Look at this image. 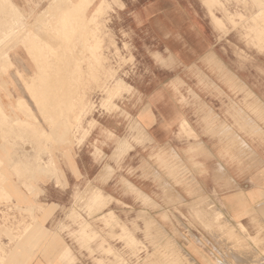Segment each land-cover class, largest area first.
Masks as SVG:
<instances>
[{
  "label": "rangeland",
  "instance_id": "rangeland-1",
  "mask_svg": "<svg viewBox=\"0 0 264 264\" xmlns=\"http://www.w3.org/2000/svg\"><path fill=\"white\" fill-rule=\"evenodd\" d=\"M58 1L42 0V5H30V10L26 13L18 6H12L7 13L0 10L4 13L0 18V45L4 47L3 50L17 45L23 46L25 54H20L21 57H18V53L13 55L18 57L15 60H23L30 66L29 69L16 70L14 91L22 93L23 96L17 94V99L9 103L0 100V139L6 141L7 133L10 132L9 124L10 130L15 129L22 146L29 147L22 149L24 157L28 160H25V164L33 162L40 169L43 166L44 169L40 171L43 172L42 181H45L47 176L55 177L58 185H62L60 179L64 176V165H70L71 168L70 163L75 165L76 158L83 164V152L88 153L95 167V180L85 181L84 184L80 181L75 185L74 191L70 192L72 194L64 200L57 198L56 193L42 194L41 204L28 208L29 211L25 213L27 220L24 214H20L21 218L18 219L17 213L13 218V213L2 211L0 253L12 252L13 255L8 260L0 259V264H23L27 258H32L33 263L40 251L49 254L55 251V247L59 248L66 264H198L190 251L196 252L204 248L211 251L208 253L212 264H264V207L252 216L254 228L245 227V230L234 226L208 197L183 202L173 209L152 212L151 210L161 207L145 196L132 182L136 174L134 163L137 160L135 152L131 156L129 154L130 150L134 149L119 148L122 143H119L120 139L114 133L107 132L103 140L105 114L126 117L128 135L134 139V133L138 131L139 138L142 139L137 122L124 106L125 95L136 92L132 84L134 78L154 74L177 77L182 70L175 69L174 66L179 64L181 59H192V56L183 52V42L163 36L159 30L156 32L160 23L167 25L168 22L154 20L152 14L149 15L150 20L145 22L139 19L142 9L149 8L156 2L165 4L166 0H94L96 2L88 8L85 3L82 4L76 10L77 13L70 10L67 0H62L63 3ZM196 3L203 12V19L196 24L201 23L206 31L207 42L210 41L211 46H214L215 40L220 45L231 44L239 62L243 63V66L247 63L249 66L253 64L255 76L264 77V68L260 66L264 58V0H192L195 7ZM82 7H85V11ZM46 9L49 21L44 16ZM93 10L96 11L91 19H88ZM10 13L14 14L11 20L7 16ZM73 19L75 20L72 21ZM58 20L62 21L61 24ZM72 22H75V25ZM66 23V27L69 26L70 29L65 27ZM77 25L83 27L77 28ZM41 35L44 40L40 39ZM61 37H68L66 41L64 39L68 45ZM45 41L52 43L46 44ZM188 41L192 48L197 49L200 46L198 30L189 36ZM169 45L180 50L179 57L170 53L167 48ZM63 55H66L69 61ZM40 56L41 59L38 58ZM75 57L78 60L74 59ZM0 58L5 60L0 59V67H3L0 68V77L2 74L8 76L14 58L10 53H0ZM157 64L160 68H149ZM68 67L71 70H68ZM78 70L79 73H76ZM54 73L57 78L67 79L58 80L53 77ZM40 74L51 78H44L45 76ZM51 81H61L62 86L68 88L57 85L58 83L56 86ZM46 88L51 93L45 90ZM186 88L189 93H195L190 87ZM58 90L62 91V94H56ZM6 91L8 90L4 80L0 83V98L2 92ZM44 95L49 99L43 97ZM64 95L68 98H65L67 102L63 100ZM34 96L39 98H33ZM193 97L198 98L196 95ZM36 101L38 103H35ZM245 103L240 101V108L246 111ZM53 105L55 109L58 108L56 111ZM41 106L46 110L42 111ZM252 112L258 118L263 117L262 109L258 106L253 108ZM59 121H62L63 125ZM242 127L247 129L248 123ZM255 128L256 131L250 134L264 138L261 127ZM94 131L99 133H95L94 137L87 141V137ZM83 146L85 150H82ZM127 158L133 163L126 168L124 161ZM76 173L81 178L78 170ZM105 182H110L107 186H112V191L99 184ZM99 192L104 197L94 201ZM128 195L140 203L135 205L125 202L122 197ZM3 238L8 239L9 243H5ZM40 240H50L52 244H38ZM48 263L54 264L53 261Z\"/></svg>",
  "mask_w": 264,
  "mask_h": 264
},
{
  "label": "crops",
  "instance_id": "crops-1",
  "mask_svg": "<svg viewBox=\"0 0 264 264\" xmlns=\"http://www.w3.org/2000/svg\"><path fill=\"white\" fill-rule=\"evenodd\" d=\"M165 4L152 3L149 8L141 10L139 19L145 22L152 14V19L168 22L167 25L160 23L156 32L159 30L163 36L183 42V52L192 59H181L174 66L182 70L177 77L154 74L134 78L132 84L136 92L125 95L124 106L137 122L142 139L138 131L134 133V139L128 135L126 117L105 114L103 140L110 132L118 135L120 144L132 146L134 150H130L129 155L135 152L137 160L132 182L161 207L152 212L173 209L183 202L208 197L234 226L240 228L242 224L253 229L252 216L264 207V138L250 133L256 131V126L264 131V77L255 76L253 64L243 66L231 44L220 45L215 40L211 46L210 41L207 42L206 31L201 23L196 24L203 19L198 3L195 7L192 0H166ZM30 5L40 6L42 0H0V10L6 13L12 6H18L26 13ZM3 15L0 12V18ZM13 15L7 16L13 19ZM197 30L200 46L195 49L190 46L188 38ZM167 48L170 53L180 56L178 48L173 45ZM25 52L21 45L8 50H3L0 45V53H10L14 58L10 75L2 74L0 77V83L5 80L8 90L1 94L0 100L4 102H14L17 94L23 96L14 91L16 70L29 69L30 66L15 59ZM16 53L18 57L13 55ZM213 57L215 59L211 60ZM262 61L260 66L264 68V58ZM186 86L195 93H189ZM240 101L246 102V111L240 108ZM256 106L262 109V118L252 112ZM245 123H248L247 129L242 127ZM8 127L10 132L7 128L6 141L0 139V213L7 210L13 215L17 213L20 219V214L25 217L28 208L41 204L42 194L56 193L57 198L64 200L80 181L84 184L95 180L92 158L83 152V164L76 158L75 165L70 163L71 168L64 165V176L60 179L62 185L56 183L55 177L47 176L42 181L41 170L38 173L33 162H29L30 166L25 164L24 147L17 139L15 129L10 130L9 124ZM95 133L99 132H92L87 141ZM132 163L129 158L124 161L126 168ZM77 170L81 178L76 175ZM109 183L99 184L112 191V186H107ZM122 198L130 204L140 203L130 195ZM62 200L59 201L64 202ZM3 241L9 243L6 238ZM38 244L49 245L52 242L40 240ZM208 251L204 248L190 251V254L198 264H212ZM12 255L0 253V259L8 260ZM33 260L31 264H49L51 261L66 264L57 247L49 254L40 251Z\"/></svg>",
  "mask_w": 264,
  "mask_h": 264
},
{
  "label": "bare ground",
  "instance_id": "bare-ground-1",
  "mask_svg": "<svg viewBox=\"0 0 264 264\" xmlns=\"http://www.w3.org/2000/svg\"><path fill=\"white\" fill-rule=\"evenodd\" d=\"M57 1H58V0H57ZM61 1H62V0H61ZM61 1H58V2H61ZM64 1H65V0H64ZM66 2H68V4L70 5V8H71V9H70V8H69V9H70L71 11L74 10V11L76 12V10H77L82 4L84 5V3H85V4H86L85 6H87V8H88V7H90L93 3H95L96 1H94V0H67ZM61 3H63V2H61ZM5 4H6V3H4V5H5ZM64 4H65V3H64ZM6 5H7V4H6ZM65 5H66V4H65ZM65 5H64V6H65ZM51 6H52V5H51ZM67 6H68V5H66V7H67ZM82 8H83V7H82ZM82 8H80V9H82ZM84 8H85V7H84ZM84 8H83V11H85ZM62 9H63V8H62ZM64 9H65V8H64ZM66 9H67V8H66ZM69 9H68V10H69ZM80 9H79V10H80ZM97 9H99V8H97ZM47 10H48V9H46V10L44 11V14H45L44 16H45V17L47 18V20L49 21L50 17H49V14H48V11H47ZM58 10H59V9H58ZM68 10H67V13H66V14H68ZM60 11H61V10H60ZM65 11H66V10H65ZM71 11H70V12H71ZM83 11H82V12H83ZM95 11H96V10H93V12H91V13L89 14L88 19H91L90 17L93 16V14H94ZM77 12H78V11H77ZM77 12H76V13H77ZM80 12H81V11H80ZM80 12H79V13H80ZM82 12H81V13H82ZM41 13H42V12H41ZM49 13H50V12H49ZM55 13H56V12H55ZM63 13H64V12H63ZM72 13H73V12H72ZM76 13H74V14L76 15ZM81 13H80V14H81ZM59 15H61V14H58V16H59ZM17 16H18V15H17ZM70 16H71V15H70ZM73 16H74V15H73ZM77 16H79V15H77ZM77 16H76V17H77ZM82 16H84V15L82 14ZM51 17H52V15H51ZM62 17H63V16H62ZM68 17H69V16H68ZM74 17H75V16H74ZM15 18H16V15H15ZM64 18H65V17H64ZM71 18H72V17H71ZM66 19H67V18H65V20H66ZM81 19H83V18H81ZM84 19H85V18H84ZM10 20H11V18H10ZM16 20H17V18H16ZM65 20H63V22H64ZM68 20H69V19H68ZM74 20H75V19H73L72 21H74ZM19 21H20V20H19ZM19 21H17V22H19ZM58 21H60V23H59V22H58V23L61 24L62 21H61V20H58ZM66 21H67V20H66ZM67 22H68V21H67ZM78 22H79V21H78ZM83 22H84V20H83ZM83 22H82V23H83ZM11 23H14V22H11ZM33 23H34V22H33ZM43 23H44V21H43ZM72 23H73V22H72ZM74 23H75V22H74ZM74 23H73V24H74ZM79 23H80V22H79ZM15 24H16V23H15ZM69 24H70V23H69ZM69 24H68V25H69ZM80 24H81V23H80ZM12 25H13V24H12ZM18 25H19V24H17V27H18ZM31 25H33V24L31 23ZM35 25L37 26V24H35ZM35 25H34V26H35ZM41 25H42V24H41ZM55 25H56V24H55ZM66 25H67V23L65 24V27H66ZM74 25H75V24H74ZM39 26H40V25H39ZM39 26H37V27H39ZM77 26H78V25H77ZM37 27H35V29H36ZM44 27H45V26H44ZM47 27H48V26H47ZM80 27H81V26H80ZM80 27L78 26L77 28H80ZM82 27H83V26H82ZM82 27H81V28H82ZM86 27H87V26H86ZM8 28H10V27H8ZM39 28H41V26H40ZM39 28H37V29H39ZM56 28H57V27H56ZM60 28H61V27L59 26V29H60ZM66 28H69V26L66 27ZM77 28H76V29H77ZM35 29H34V30H35ZM42 29H43V28H42ZM46 29H47V28H46ZM69 29H70V28H69ZM72 29L74 30V28H72ZM72 29H71L70 31H72ZM76 29H75V30H76ZM62 30H63V29H62ZM65 30H66V29H65ZM79 30H80V29H78V31H79ZM11 31H12V30H11ZM18 31H19V30H18ZM22 31H24V30L22 29ZM22 31H21V32H22ZM44 31H45V30H44ZM44 31H43V32H44ZM48 31H49V30H48ZM76 31H77V30H76ZM13 32H14V31H13ZM13 32H12V33H13ZM21 32H20V34H21ZM36 32H37V30H36ZM57 32H58V28H57ZM62 32H63V31H62ZM47 33H48V32H47ZM67 33H69V31H68ZM76 33H77V32H76ZM86 33H87V32H86ZM71 34H72V32H71ZM71 34H70V35H71ZM79 34H80V31H79ZM79 34H78V35H79ZM48 35H49V36H53L52 34H51V35L48 34ZM54 35H55V34H54ZM58 35H59V34H58ZM61 35H62V34H61ZM73 35H74V33H73ZM75 35H76V34H75ZM13 36H14V35H13ZM13 36L11 35V37H13ZM23 36H24V35H23ZM35 36H36V35H35ZM59 36H60V35H59ZM79 36H80V35H79ZM42 37H43V35H41L40 39H41ZM18 38H19V37H18ZM38 38H39V37H38ZM43 38H44V37H43ZM43 38H42V40H44ZM54 38H55V37H54ZM56 38H58V37H56ZM67 38H68V37H67ZM67 38H66V39H67ZM74 38H77V37L74 36ZM78 38H79V37H78ZM46 39H47V38H45V40H46ZM49 39H50V38H49ZM61 39H62V37H61ZM64 39H65V37H64ZM64 39H62V40L64 41ZM66 39H65V41H66ZM19 40H20V39H19ZM75 40H76V39H75ZM77 40H78V39H77ZM77 40H76V41H77ZM10 41H11V40H10ZM12 41H13V40H12ZM20 41H21V40H20ZM65 41H64V43H66ZM68 41H71V40H68ZM68 41H67V42H68ZM77 42H79V41H77ZM32 43H33V41H32ZM32 43H31V44H32ZM43 43H44V42H43ZM45 43H46V41H45ZM47 43L50 44V43H52V42H50V43L47 42ZM47 43H46V44H47ZM71 43L74 44V42H72V41H71ZM81 43H82V42H81ZM7 44H8V43H7ZM7 44H6V45H7ZM34 44H35V43H34ZM37 44H39V43L37 42ZM37 44H36V45H37ZM56 44H57V43H56ZM66 44H67V43H66ZM67 45H68V44H67ZM81 45H82V44H81ZM34 46H35V45H34ZM39 46H41V45L39 44ZM49 46H50V45H49ZM55 46H56V45H55ZM3 48H4V47H3ZM40 48H41V47H40ZM46 48H47V46H46ZM53 48H54V47H53ZM59 48H61V47H59ZM72 48H73V47H72ZM47 49H48V48H47ZM67 49H68V47H67ZM50 50H52V48H50ZM53 50H54V49H53ZM56 50H57V48H56ZM68 50H69V49H68ZM68 50H67V51H68ZM65 51H66V50H65ZM72 51H73V50H72ZM49 52H50V51H49ZM57 52L59 53V51H57ZM81 52H82V50L80 51V53H81ZM38 53H39V55H40V52H38ZM50 53H51V52H50ZM55 53H56V51H55ZM55 53H54V54H55ZM62 53H63V52H62ZM62 53H61V54H62ZM66 53H67V52H66ZM66 53H65V54H66ZM47 54H48V53H47ZM52 54H53V53H52ZM63 54H64V53H63ZM4 55H5V54H3V58H4ZM67 55H68V54H67ZM73 55H74V54H73ZM46 56H47V55H46ZM53 56L55 57V55H53ZM59 56L61 57V55H59ZM59 56H58L57 58L60 59ZM63 56H64V55H63ZM63 56H62V57H63ZM65 56H66V55H65ZM65 56H64V58L66 59L67 57H65ZM70 56H71V55H70ZM70 56H68V57H70ZM54 57H53V58H54ZM73 57H74V56H73ZM87 57H88V56H87ZM3 58H0V59H3ZM6 58H7V57H5V59H6ZM38 58L41 59V56L38 57ZM47 59H48V58H47ZM50 59H52L51 56H50ZM74 59H76V57H75ZM3 60H4V59H3ZM35 60H36V58H35ZM38 60H39V59H38ZM42 60H43V59H42ZM61 60H62V59H61ZM66 60H67V59H66ZM76 60H78V59H76ZM79 60H80V59H79ZM4 61H5V60H4ZM50 61H51V60H50ZM54 61H55V60H54ZM62 61H63V60H62ZM67 61H69V60H67ZM74 61H75V60H74ZM81 61H82V60H81ZM42 62H43V61H42ZM56 62H57V61H56ZM56 62H55V63H56ZM59 62H60V61H59ZM63 62H64V61H63ZM48 63H49V62H48ZM50 63H51V62H50ZM61 63H62V62H61ZM61 63H60V65H61ZM67 63H69V62H67ZM76 63H77V61H76ZM79 63H80V62H79ZM98 63H99V62H98ZM51 64H52V63H51ZM58 64H59V63H58ZM62 64H64V63H62ZM56 65H57V64H56ZM65 65H66V62H65ZM52 66H53V65H52ZM52 66H51V67H52ZM74 66H75V65H74ZM49 67H50V65H49ZM55 67H56V66H55ZM61 67H62V65H61ZM76 67H77V66H76ZM76 67H75V69H76ZM0 68H3V67H0ZM40 68H42V65H41ZM44 68H45V66H44ZM58 68H59V66H58ZM62 68H65L64 65H63ZM68 68H69L68 70H71L70 67H68ZM52 69H53V67H52ZM60 69H61V68H60ZM42 70H43V69H42ZM65 70H66V68H65ZM68 70H67V71H68ZM80 70H81V69H80ZM46 71H47V70H46ZM73 71H75V70H73ZM73 71H72V74H73ZM51 72H52V71H51ZM54 72H55V71H54ZM63 72H64V71H63ZM68 72H71V71H68ZM52 73H53V72H52ZM55 73H56V72H55ZM55 73L53 74V77H56V76H57V75L54 76ZM60 73H61V71H60ZM76 73H79V70H78V72H76ZM41 74H42V73H41ZM41 74H40V75H41ZM44 74H46V73H44ZM58 74H59V73H58ZM61 74H62V73H61ZM61 74H60V75H61ZM65 74H66V72H65ZM65 74H64V75H65ZM67 74H68V73H67ZM74 74H75V73H74ZM49 75H50V74H49ZM51 75H52V74H51ZM78 75H79V74H78ZM41 76H42V77L45 76L44 78H48V77L51 78L50 76L46 77V75H41ZM70 76H71V75H70ZM57 77H58V76H57ZM57 77H56V78H57ZM32 78H34V77H32ZM44 78H43V79H44ZM49 78H48V79H49ZM56 78H55V79H56ZM62 78H65V77H62ZM62 78L59 77V78H57V79L59 80V79H62ZM55 79H54V80H55ZM65 79H67V78H65ZM72 79H73V78H72ZM41 80H42V79H41ZM54 80H53V81H54ZM70 80H71V78H70ZM44 81H45V80H44ZM44 81H43V83H44ZM47 81H48V80H47ZM65 81H66V80H64V83H65ZM71 81H72V80H71ZM97 81H98V80H97ZM41 82H42V81H41ZM51 82H52V81H51ZM62 82H63V80H62ZM62 82L59 81V83H58V81H57L56 83H53V82H52V84H55V85H56V84L58 83L57 85H59V84H61ZM76 82H77V81H76ZM29 83H30V82H29ZM67 83H68V81H67ZM69 83H70V82H69ZM73 83H74V82H73ZM27 84H28V83H27ZM27 84H26V85H27ZM36 84H37V83H36ZM48 84H49V83H48ZM32 85H33V84H32ZM44 85H46V84H44ZM55 85H53V86H55ZM57 85H56V86H57ZM62 85H63V84H61V86H62ZM64 85H65V84H64ZM74 85H75V83H74ZM37 86H38V85H37ZM37 86H36V87H37ZM40 86H41V85H40ZM42 86H43V85H42ZM42 86H41V87H42ZM46 86H47V85H46ZM50 86H51V85H50ZM53 86H52L51 88H53ZM56 86H55V87H56ZM70 86H72V83L70 84ZM36 87H35V88H36ZM44 87H45V86H44ZM47 87H48V86H47ZM62 87L68 88V87H66V86H62ZM29 88H30V87H29ZM39 88H40V87H39ZM30 89H31V88H30ZM48 89H49V87H48ZM48 89L46 88L45 90H48ZM55 89H56V88H55ZM55 89H54V90H55ZM57 89H58V88H57ZM63 89H64V88H63ZM63 89H62V90H63ZM69 89H71V88H69ZM69 89H67V90H69ZM72 89H73V88H72ZM49 90L51 91V89H49ZM49 90H48V91H49ZM75 90H76V88H75ZM75 90H74V91H75ZM28 91H29V90H28ZM31 91H32V90H31ZM40 91H41V90H40ZM48 91H46V92L49 94L50 91H49V92H48ZM59 91H60V90H58L57 93H56L55 91H54V92H55L56 94H58ZM64 91H65V89H64ZM51 92H52V91H51ZM51 92H50V93H51ZM61 92H62V91H61ZM61 92H59V93H61ZM66 92H67V91H66ZM66 92H65V93H66ZM69 92H70V90H69ZM29 93H30V92H29ZM34 93H35V92H34ZM67 93H68V92H67ZM71 93H72V92H71ZM37 94H38V93H37ZM37 94H36V95H37ZM42 94H43V93H42ZM44 94H46V93H44ZM52 94H53V93H52ZM61 94H62V93H61ZM74 94H75V93H74ZM34 95H35V94H34ZM38 95H41V94H38ZM66 95H67V94H66ZM68 95H69V94H68ZM24 96H25V95H24ZM32 96H33V95H32ZM50 96H51V94H50ZM53 96H54V95H53ZM58 96L60 97L61 95L59 94ZM58 96L55 95L56 98H57ZM64 96H65V95H64ZM43 97L48 98V97L45 96V95H44ZM33 98H36V97L34 96ZM37 98H39V97H37ZM37 98H36V99H37ZM65 98H67V97H66V96L64 97V99H63L64 101H66ZM22 99H23V98H22ZM36 99H35V100H36ZM48 99H49V98H48ZM50 99H53V98H50ZM59 99L62 100V98H59ZM67 99H68V98H67ZM69 99H70V98H69ZM38 100H39V99H38ZM38 100H37V101H38ZM37 101H36L35 103H38ZM64 101H63V102H64ZM39 102H40V101H39ZM45 102H46V101H45ZM49 102H50V101H49ZM56 102H58V99H57ZM63 102H61V103L64 104ZM66 102H67V101H66ZM66 102H65V104H66ZM41 103H42V102H41ZM61 103H60V104H61ZM19 104H20V103H19ZM25 104H26V102H25ZM42 104H43V103H42ZM57 104H58V103H57ZM39 105H40V103H39ZM58 105H59V104H58ZM58 105H57V106H58ZM43 106H45V105H43ZM43 106H41L42 111H43V110H46V109L42 108ZM46 106H47V105H46ZM46 106H45V107H46ZM60 106H62V105H60ZM63 106H64V105H63ZM67 106H68V105H67ZM1 107H2V106H1ZM39 107H40V106H39ZM51 107H52V103H51ZM64 107H65V106H64ZM19 108H20V107H19ZM53 108H54V105H53ZM49 109H50V108H49ZM54 109H55V108H54ZM57 109H58V108H57ZM57 109H55V111H56ZM63 110H64V109H63ZM0 111H1V110H0ZM52 111H53V110H52ZM58 111H59V110H58ZM26 112H28V111H26ZM44 112H45V111H44ZM44 112H43V113H44ZM64 112H65V111H64ZM8 116H9V115H8ZM42 116H43V115H42ZM49 117L51 118V115H50ZM62 117H63V116H62ZM62 117H60V119H61ZM50 118H49V120H50ZM9 119H10V118H9ZM46 119H47V118H46ZM65 119H66V117H65ZM47 120H48V119H47ZM51 121H52V119H51ZM62 121H63V120H62ZM62 121H59V123L62 124ZM66 121H67V119H66ZM55 123H56V122H55ZM66 124H68V123H66ZM4 125H6V124L4 123ZM62 125H63V124H62ZM56 126H59V125H56ZM54 127H55V126H54ZM65 127H66V129H67V126H65ZM68 128H69V126H68ZM13 130H14V129H13ZM52 130H53V129H52ZM21 131H22V130H21ZM67 131H68V130H67ZM69 131H71V130H69ZM69 131H68V132H69ZM62 132H65V131H62ZM46 133H47V132H46ZM50 133H53V132L50 131ZM65 133H66V132H65ZM62 134H64V133H62ZM58 135H59V134H58ZM58 135H57V136H58ZM66 135H67V134H66ZM47 136H48V135H47ZM47 136H46V137H47ZM60 136H61V135H60ZM62 136H63V135H62ZM50 137H52V136H50ZM59 140H60V139H59ZM24 147H28V146L26 145V146H24ZM123 147H126L127 149L132 148V146H131V145H128V143L125 144V145H124V144H121L119 148H123ZM28 148H29V147H28ZM24 149H25V148H24ZM42 151H43V149H42ZM116 151H117V150H116ZM118 154H119V153H118ZM14 157H16V156H14ZM17 158H18V157H17ZM17 160H18V159H17ZM17 160H14V161H17ZM19 160H20V158H19ZM12 161H13V160H12ZM23 164H24V163H23ZM33 164H35V163H33ZM38 165H39V164H38ZM29 166H30V165H29ZM39 166H40V165H39ZM41 166H42V165H41ZM42 168L44 169L43 166H42ZM42 168H41V169H42ZM38 169H39V167H38ZM38 169H37V170H38ZM41 169H40V170H41ZM37 170H36V171H37ZM38 171H39V170H38ZM43 171L45 172L46 170H43ZM38 173H40V172H38ZM42 173H43V172H42ZM32 175H33V174H32ZM32 178H33V176H32ZM23 195H24V194H23ZM103 197H104V195H102V194L99 192V193H97V194L95 195V197H94V201H99V200H100L101 198H103ZM252 210H253V209H252ZM253 212H254V211H253ZM240 228L243 229V230H245V226L242 225V224H240ZM40 231H41V230H40ZM56 232H57V231H56ZM35 237H36V236H35ZM36 240H37V239H36ZM30 241H31V240H30ZM31 242H32V241H31ZM33 242H35V240H33ZM29 243H30V242H29ZM29 243H28V244H29ZM28 246H29V245H28ZM31 246H33V245H31ZM23 247H24V243H23ZM25 247H26V246H25ZM34 247H35V246H34ZM26 248H27V247H26ZM32 249H33V248H32ZM25 250H26V249H25ZM33 250H35V248H34ZM27 251H28V250H27ZM11 253H12V252H11ZM27 253H28V252H27ZM30 253H31V252H30ZM32 253H33V252H32ZM16 255H18V253H17ZM8 256H9V255H8ZM5 260H6V259H5ZM15 262H16V260H15ZM20 262H21V261H20ZM31 262H32V258H29V259L27 258V260H26L23 264H31ZM42 264H43V263H42Z\"/></svg>",
  "mask_w": 264,
  "mask_h": 264
}]
</instances>
